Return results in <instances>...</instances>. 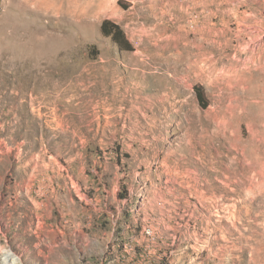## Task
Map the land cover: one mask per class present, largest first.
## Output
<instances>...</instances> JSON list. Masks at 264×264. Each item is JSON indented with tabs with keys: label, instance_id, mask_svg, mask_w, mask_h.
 <instances>
[{
	"label": "rangeland",
	"instance_id": "1",
	"mask_svg": "<svg viewBox=\"0 0 264 264\" xmlns=\"http://www.w3.org/2000/svg\"><path fill=\"white\" fill-rule=\"evenodd\" d=\"M0 264H264V0H0Z\"/></svg>",
	"mask_w": 264,
	"mask_h": 264
},
{
	"label": "trees",
	"instance_id": "2",
	"mask_svg": "<svg viewBox=\"0 0 264 264\" xmlns=\"http://www.w3.org/2000/svg\"><path fill=\"white\" fill-rule=\"evenodd\" d=\"M100 31L104 36L110 37L120 49L130 50V46H127L129 43L125 39L124 33L118 24H115L108 19H104L101 22ZM90 52L95 56L98 53L94 45L90 46ZM195 93L199 102H201V107L205 108L207 103L204 101V94L200 86H195ZM119 198L122 199L123 197L119 194Z\"/></svg>",
	"mask_w": 264,
	"mask_h": 264
},
{
	"label": "bare ground",
	"instance_id": "3",
	"mask_svg": "<svg viewBox=\"0 0 264 264\" xmlns=\"http://www.w3.org/2000/svg\"><path fill=\"white\" fill-rule=\"evenodd\" d=\"M188 46H189V45H186V46H185V49L188 50L187 53H189V52L192 53L191 51L193 50V48H192V47L188 48ZM189 57H190V56H189ZM193 65L195 66V64H193ZM192 67H193V66H191L190 68H186V69H189V70H190Z\"/></svg>",
	"mask_w": 264,
	"mask_h": 264
}]
</instances>
